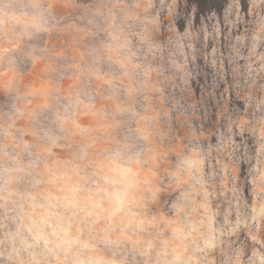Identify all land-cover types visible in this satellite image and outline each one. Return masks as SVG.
Here are the masks:
<instances>
[{
  "label": "clouds",
  "instance_id": "obj_1",
  "mask_svg": "<svg viewBox=\"0 0 264 264\" xmlns=\"http://www.w3.org/2000/svg\"><path fill=\"white\" fill-rule=\"evenodd\" d=\"M0 264H264V0H0Z\"/></svg>",
  "mask_w": 264,
  "mask_h": 264
}]
</instances>
